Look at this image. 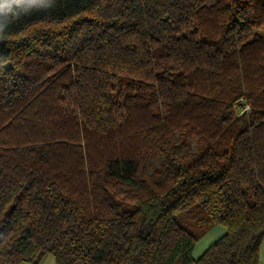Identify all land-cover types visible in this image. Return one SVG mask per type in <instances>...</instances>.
Masks as SVG:
<instances>
[{
  "label": "trees",
  "instance_id": "16d2710c",
  "mask_svg": "<svg viewBox=\"0 0 264 264\" xmlns=\"http://www.w3.org/2000/svg\"><path fill=\"white\" fill-rule=\"evenodd\" d=\"M262 30L264 0H55L10 16L0 264H258Z\"/></svg>",
  "mask_w": 264,
  "mask_h": 264
},
{
  "label": "clouds",
  "instance_id": "9594fccd",
  "mask_svg": "<svg viewBox=\"0 0 264 264\" xmlns=\"http://www.w3.org/2000/svg\"><path fill=\"white\" fill-rule=\"evenodd\" d=\"M54 3L55 0H0V33L6 29L10 16L27 13L34 7H51Z\"/></svg>",
  "mask_w": 264,
  "mask_h": 264
},
{
  "label": "crops",
  "instance_id": "0c3cea01",
  "mask_svg": "<svg viewBox=\"0 0 264 264\" xmlns=\"http://www.w3.org/2000/svg\"><path fill=\"white\" fill-rule=\"evenodd\" d=\"M225 232V228L220 224L213 225L203 236H201L194 244L191 255L197 258L202 252L213 243L218 237ZM258 264H264V239H262L259 246ZM28 264V263H21ZM39 264H56L55 259L51 254H46Z\"/></svg>",
  "mask_w": 264,
  "mask_h": 264
},
{
  "label": "rangeland",
  "instance_id": "374dc122",
  "mask_svg": "<svg viewBox=\"0 0 264 264\" xmlns=\"http://www.w3.org/2000/svg\"><path fill=\"white\" fill-rule=\"evenodd\" d=\"M209 1H213V0H209ZM261 33H264V30H262ZM188 140L190 141L191 144H192V143H195V141H194L193 138H189ZM192 147H193V149H195V145H192L191 148H192ZM157 158H158V157H157L156 155H154L153 157H151V158L149 159V161H150V163H151L152 166H156V165H158V159H157ZM208 230H209V229H208ZM208 230H207V231H208ZM207 231H206V232H207ZM206 232H204L201 236H203ZM201 236H200V237H201ZM200 237H199V238H200Z\"/></svg>",
  "mask_w": 264,
  "mask_h": 264
}]
</instances>
